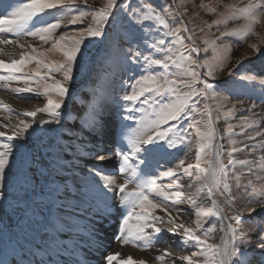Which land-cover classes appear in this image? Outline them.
<instances>
[{
	"label": "snow or ice",
	"instance_id": "6c2138e0",
	"mask_svg": "<svg viewBox=\"0 0 264 264\" xmlns=\"http://www.w3.org/2000/svg\"><path fill=\"white\" fill-rule=\"evenodd\" d=\"M80 3L86 5L87 0H8L7 3L0 0V34L8 33L14 37L0 38V46L18 45L30 49L21 52L17 58L13 52L5 53L0 47V54L9 57L7 61L0 59V89L34 93L46 100L42 108L16 113L19 119L11 126L10 133L0 131V137L7 141L0 144V264H90L88 253L94 247L102 246L98 219L110 217L116 203L123 208L116 236L123 245L150 249L153 241L163 243L165 241L159 234L163 230L161 225L167 224L171 226L172 235L180 237L184 247L191 244L196 249L179 257L163 252L156 257L160 264H176L177 259L186 264H264V227L257 225L255 249L259 252L250 251L252 238L240 230L241 225L249 221L241 213L227 217L224 206L216 199L217 194L226 195L228 200L234 199L231 196L232 181H236V187H241L239 181L245 169L248 175L256 174L257 180H264V144L253 147L250 158L237 159L235 154L244 152L248 145L236 146L235 129L229 124L227 136L232 148L225 156L224 145L217 143L218 139L224 138L216 127L220 115L214 118L213 112L221 113L226 105L215 85L203 79L200 72L206 68L207 76L215 79L214 69L224 66V58L217 54L221 47L217 40L229 37L243 42L250 36L260 35L257 28L264 26V0H238L223 5L219 12L209 5H201L216 16L211 23H204L209 29L215 26L219 32L218 36L213 33L215 38L203 37L204 44L214 53L212 61L203 62L193 57V53L200 51L195 33L183 23L181 27L174 26L167 6L157 7L152 0H120L119 5L117 0H106L98 9L78 7ZM114 10L125 14L130 35L139 33V38L130 41L127 48L111 44L105 51L108 60L119 58L124 63L140 66L141 74L121 97L127 102L122 107L128 113L122 115V121L135 120L132 113L136 111L142 115L135 125L122 123L118 146L112 152L106 151V137L111 136L114 143L117 141L116 134L109 131L114 121L108 110L105 88L98 86L86 111L78 115L81 120L79 128H69L67 136L78 140L74 132L79 131L86 132L92 139L79 144L57 145L53 149V168L56 172L65 167L74 171L70 159L80 158L82 150L94 161H111L115 155L119 157V163L111 171L107 165L94 163L89 169H81L83 175L78 183H52L47 191L44 188L37 191L39 185L32 168L35 155L30 152V137L33 132L44 130V125L60 124L64 127L61 121L70 113L61 109L69 96V86L80 71L81 62L87 58V50L82 46L89 38H107L105 28L117 20ZM183 15L180 13L181 18ZM89 16L92 22L76 35H70L67 30L57 35L65 20L70 25H78ZM239 21L242 23L229 27L230 23ZM111 26L115 28L116 25L112 23ZM182 31L191 33L187 37L191 45L185 44ZM201 32H204L203 28ZM22 37H32L50 47L41 49L32 44H21ZM165 37H170L171 41L166 42ZM250 46L259 52L257 44ZM54 51H59L63 60H49L48 53ZM241 79L252 82L257 77L242 75ZM13 83L22 86L11 87ZM259 83L264 85V79ZM198 98L213 100L216 104L204 103L201 109ZM7 110L12 111L11 108ZM234 111V107L224 110L223 118L229 120ZM38 113H44L47 118L37 121ZM189 113L199 115L200 119ZM182 117H187L189 127L194 129L192 138L170 124ZM254 125L255 120L245 117L239 126L241 133ZM256 135L264 134L257 132ZM255 138L248 136L249 140ZM180 145L184 146L183 156L196 149L195 164L185 166L182 157L175 167H167L158 174L148 173L153 161L158 163V157L171 154L168 149ZM257 147L262 152L259 157L254 155ZM69 151L74 154L71 158L68 157ZM180 172L190 178L187 185L178 182ZM117 176H123L122 183H118ZM164 178L170 181L167 185L157 183ZM173 188L175 190H166ZM185 202L194 210L195 227L179 221L181 209L175 206ZM248 204L250 212L256 211V207L264 208V185L248 198ZM21 205L24 218L19 219L13 228L10 213H17ZM169 207L175 210V216ZM157 209L164 215H158ZM6 217L9 223H5ZM210 217L221 224L223 235L219 243L209 242L214 226L203 228ZM257 220L264 223V217L252 218L254 224ZM82 221L87 223L82 225ZM200 229L203 231L198 234ZM166 257L171 259L166 262ZM103 261L104 264H148L144 259L132 256L121 259L119 254L111 253L106 254Z\"/></svg>",
	"mask_w": 264,
	"mask_h": 264
},
{
	"label": "rangeland",
	"instance_id": "374dc122",
	"mask_svg": "<svg viewBox=\"0 0 264 264\" xmlns=\"http://www.w3.org/2000/svg\"><path fill=\"white\" fill-rule=\"evenodd\" d=\"M8 0H4L7 3ZM238 0H152V3L157 7H168L170 12V22L174 23V26L181 27V23L186 25L190 30L195 33L196 46L200 49L199 53H193V57L197 59L198 62H203L204 60H213V50L211 47H207L203 42V37L207 35L209 38H215L219 35L215 26L211 29L208 28L204 21L211 23L216 19L215 15L208 13L206 8L201 7V5H209L216 8L217 11L223 10V5L237 3ZM106 0H87V4L80 3L78 7L82 8H100L103 7ZM120 0H117L119 5ZM180 13H183L181 18ZM114 15L117 16L116 21H111L110 25L105 28L106 39H93L89 38L85 40L84 46L86 48V60L81 62L80 71L75 74V79L69 86V96L65 99L64 108L61 109L62 112L65 109L70 113L68 117L61 121L64 125L62 128L60 124L44 125L42 126L44 130H38L33 132L30 137V152L35 155V160L32 162V168L38 182V189L44 188L47 191L48 185L52 183L64 184H74L79 182V178L83 175L81 169H89L92 165L100 164L107 165L108 170H113L114 166L119 163V157L113 155L111 161H94L91 156L86 152H83L80 158H71L73 153L68 152V157L70 159L71 165L74 167L73 170H69L67 167L59 172H56L53 168L55 164L54 151L53 149L57 145L62 144H79L80 141H89L92 139L86 132L81 133L75 131V137L79 139H68V129L73 130L78 129L81 120L78 119V115H82L89 102L92 100L94 95V90L103 85L108 98V110L112 119L114 121L113 125L109 129L111 133L116 134L117 143L113 142L111 136L105 138L104 148L106 151L112 152L117 146L119 141V132L121 124H133L140 119L141 113L136 111L132 113L135 117L133 121H122V115H128L123 109V105L127 102L121 99L124 92L128 89L131 83L139 77L141 74L140 66L138 64L124 63L119 58H113L108 60L105 57V51L111 44H120L127 48L129 42L134 38H139V33L129 34V23L125 17V14L114 10ZM2 18V16H0ZM92 22V17L89 16L84 19L83 24L70 25L68 20L63 22V25L58 30L57 35L65 32L66 30L70 35H76L79 30L86 28ZM115 23V28L111 26ZM242 23V21L236 22L235 24L230 23L229 27H234L236 24ZM67 25V28H65ZM201 28L204 32H201ZM223 30V29H221ZM257 31L260 33L259 36H250L246 41H238L235 38L225 37L223 41L217 40V44L221 47L217 50V54L223 57L225 64L223 67H217L215 71V79L207 76V69H200L201 76L203 79L208 80L209 83L215 85L217 91L219 92L220 99L224 101L226 108L221 110V113L213 112L214 118L220 115V119L216 123L217 131L223 139H218V144L224 145L225 156L231 151L232 145L229 142L227 136V127L231 124L235 129V139L237 141V147H244L245 144L248 148L242 153H236L237 159L250 158L249 153L252 148L260 144H264V135L257 136L256 133L260 132L264 134V85L259 83L260 79H264V26L258 27ZM190 32H181V35L185 38V44L191 45V41L187 39ZM162 35V33H161ZM0 38L14 39L8 33L0 34ZM166 42H170V37H165ZM21 44H32L41 49H47L50 45H44L38 40H34L32 37H22L20 39ZM257 44L259 47V52L254 50L250 45ZM4 48V52H13L18 58L19 54L23 51H30L27 48H20L18 45H7L0 46ZM207 47V51L204 49ZM230 48V51L228 50ZM0 59H9L4 54H0ZM48 59L52 61H61L63 56L59 51H54L48 53ZM34 67V65H32ZM231 72V75H229ZM242 75H255L257 79L252 82L244 81L241 79ZM59 78V77H57ZM21 84L13 83L11 87H19ZM27 97V98H25ZM227 98V99H225ZM143 99V98H142ZM153 99V97H150ZM204 103H209L215 106L216 101L208 100L203 101L198 98V106L202 109ZM46 100L43 97H37L34 93H12L6 89H0V125H9V127H0V131H5L10 133L12 130V125L16 124L18 117L16 113L32 111L38 108L44 107ZM255 105V107H253ZM6 106V107H5ZM147 107V105H138ZM235 108L234 116L229 120L223 118L222 112L224 110ZM7 108H11L12 111L9 112ZM189 115L194 116L195 119H200V116L195 113H189ZM247 117L250 120H255L256 125L252 128H248L246 131L241 133L240 125L243 123V119ZM42 118H47L44 113H38L36 120L39 121ZM31 120V118H27ZM206 119V117H205ZM171 125L179 128L185 136L192 138V133L194 129L189 127V120L187 117H182L180 121H171ZM258 125V127H257ZM167 127V126H165ZM34 128H38V125H34ZM51 129V130H49ZM32 132V130H30ZM255 136V140H249L248 136ZM27 136V134H26ZM7 142L6 138L0 137V144ZM15 143V141L13 142ZM90 147V145H89ZM168 153L157 158L158 163L153 161L150 168L147 169L150 175L158 174L167 167H175L178 164L180 158H184L185 166L189 164H195L196 160V149L193 148L189 151L186 156H183L184 146L180 145L175 149H168ZM15 154V150H14ZM262 154L261 150L257 147L255 156L259 157ZM67 163V161H66ZM239 171V169H238ZM245 174L241 176L239 183L241 187H236V181H232V192L231 196L233 200H228L226 195L217 194L216 199L224 206V211L227 217L231 218L236 213H241L248 223L241 225V232H247L251 236V244L249 245V250H255L257 253L259 250L255 249L256 244V233L259 230L257 225L264 227V223L257 220L255 224L252 222L254 217H264V208L256 207V211L250 212L251 207L248 204V198L254 196L255 193L260 189L261 185H264V180H257L256 174L248 175L246 169ZM179 183L187 185L190 182V178L184 175L182 172L178 173ZM118 183L123 182V176H117ZM251 181V184L249 183ZM168 178L160 179L157 181L160 185H167L169 183ZM131 188V185L129 186ZM168 191L175 190L166 189ZM152 198V197H150ZM155 199L159 200V197ZM208 203V202H206ZM176 208L181 209L179 221L183 222L186 226L195 227L196 216L191 205L187 202L176 205ZM169 211L172 212L173 216L176 215L175 210L169 207ZM123 212V208L114 204L112 215L104 219H98L97 228L99 230V236L101 238L100 247H94L92 251L88 253L90 264H104L103 257L108 254H119L120 258H127L132 256L135 259H144L148 261V264H160L156 257L161 255L163 252H169L173 257H179L182 255H188L191 251L196 250L193 245L188 247L183 246V242L180 241L178 235H172L170 225H161L162 232L159 234L160 237L164 239L165 242L157 243L153 241V247L150 249H142L141 247L134 246L132 244L123 245L116 239L119 217ZM47 214V210H45ZM158 215H164L159 209H157ZM11 225L15 228L19 219H23V206L21 205L17 213L11 214ZM35 219V218H33ZM5 223H9L7 217L5 218ZM82 225L86 224L87 221H82ZM235 226V222L231 221ZM209 226H214L215 231L212 232L209 238L210 243H219L218 236L223 235L220 231L221 224L214 217H210L207 223L203 225V228H209ZM151 232V229H149ZM203 229L198 231V234ZM86 235V233H84ZM31 239V237H29ZM142 243V242H140ZM171 257H166V262L170 260ZM115 264V262H114ZM176 264H186L184 261L176 260Z\"/></svg>",
	"mask_w": 264,
	"mask_h": 264
},
{
	"label": "bare ground",
	"instance_id": "6f19581e",
	"mask_svg": "<svg viewBox=\"0 0 264 264\" xmlns=\"http://www.w3.org/2000/svg\"><path fill=\"white\" fill-rule=\"evenodd\" d=\"M220 240V236H218V241Z\"/></svg>",
	"mask_w": 264,
	"mask_h": 264
}]
</instances>
